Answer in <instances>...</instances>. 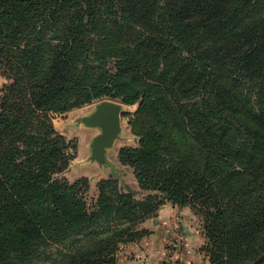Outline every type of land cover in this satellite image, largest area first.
<instances>
[{"label":"trees","instance_id":"1","mask_svg":"<svg viewBox=\"0 0 264 264\" xmlns=\"http://www.w3.org/2000/svg\"><path fill=\"white\" fill-rule=\"evenodd\" d=\"M0 72V264H117L166 203L205 217L211 264H264V0H0ZM105 99L139 104L119 158L161 200L59 178L54 116Z\"/></svg>","mask_w":264,"mask_h":264},{"label":"rangeland","instance_id":"2","mask_svg":"<svg viewBox=\"0 0 264 264\" xmlns=\"http://www.w3.org/2000/svg\"><path fill=\"white\" fill-rule=\"evenodd\" d=\"M11 81L3 76L0 72V104L1 98L3 96V89L6 85L10 84ZM120 103L123 106L122 111V133L120 139L115 143V148L110 150L108 154V160L106 165H117L115 174L122 181V189L126 191V187L132 183L134 177L132 168H122L123 165L120 162L119 151L122 147H138L140 139L132 133V128L130 126V120L133 118L129 113H135L139 109V104L128 106L122 102L121 99H105ZM103 101V100H101ZM101 101H95L92 104L86 105L80 109H74L65 114L55 115L54 125L59 133L64 135L66 139L71 142L72 149L70 152L74 155V160L71 161L69 169L59 176V178H67L71 183H75L82 179H87L89 188L84 190L85 197L89 203L90 207H93L98 198V183L102 179H106L107 175L110 173L107 168L99 167L97 162L91 161L92 148L91 144L93 139L101 133L98 128L87 127L79 119L90 115L95 110V106ZM112 167V166H111ZM88 176V178L86 177ZM119 181V180H118ZM120 182V181H119ZM126 186V187H125ZM129 190V189H128ZM138 199L147 200L150 195H153L161 200L162 195L159 192H140L138 191ZM173 210L180 213V216L175 217ZM161 211L162 219L165 221V228L163 231L159 228L160 236L165 244V248L178 252L181 254L183 247H185L186 242H192L196 244V251L198 253L199 264H211V256L207 252L206 248L210 241L207 236L206 219L202 214H199L196 209L191 206L180 207L173 203H166L161 206L158 211L151 214L148 218L144 219L142 222H138L132 230H137L141 233V236L134 241H128L122 243L117 252V264H119V259L121 253L124 251L127 244L141 243L144 241L155 242L158 239L152 235L151 228H155L156 225L153 222L155 219H159ZM149 221L150 225L148 227L143 226L145 222ZM123 227H129L128 222H123ZM158 234V233H157ZM87 236V234L85 235ZM96 235L89 233L88 237H84L81 241H74L72 245L75 249L79 246L87 244L91 240L95 239ZM61 248V247H60ZM56 252V249H52ZM60 257L58 256V262L43 258L34 264H65V262H60ZM180 260H169L165 261L163 264H185Z\"/></svg>","mask_w":264,"mask_h":264},{"label":"crops","instance_id":"3","mask_svg":"<svg viewBox=\"0 0 264 264\" xmlns=\"http://www.w3.org/2000/svg\"><path fill=\"white\" fill-rule=\"evenodd\" d=\"M129 106V105H128ZM131 113V112H130ZM116 143V142H115ZM115 146V144H114ZM112 147L107 150L106 154V161L104 164L107 163L108 160V154L110 150H112L115 147ZM93 162V161H92ZM121 162V161H120ZM99 164V163H98ZM98 165L99 167H104L105 165ZM122 164V162H121ZM112 166V167H111ZM122 168H131L127 165H120ZM107 170L110 171V173L107 175L106 179H116L120 181V184L122 185V181L119 177H117V174H115L116 169L118 168L117 165L115 167L113 165H106ZM133 170V169H132ZM134 173V171H132ZM88 178V176H86ZM133 181L129 185V187H126V191L128 189H132L134 191H140L139 184L136 180L135 174H133ZM105 179V178H104ZM173 214L175 217L180 216V213L173 210ZM156 225V227L152 230V237L155 236L158 240L155 242H149L144 241L141 243H130L127 244L124 251L121 253V257L119 259V264H163L165 261L171 260H180L181 262H184L185 264H199L198 262V253L196 251V244L192 242H186L185 247H183L181 254L178 252L170 251L165 248V244L162 240V236H160L159 228L163 231L165 228L164 224L165 221L162 219L161 211L159 219H155L153 221ZM150 225V222L147 221L143 224V226L148 227ZM158 233V234H157Z\"/></svg>","mask_w":264,"mask_h":264},{"label":"water","instance_id":"4","mask_svg":"<svg viewBox=\"0 0 264 264\" xmlns=\"http://www.w3.org/2000/svg\"><path fill=\"white\" fill-rule=\"evenodd\" d=\"M122 111L123 106L120 103L103 100L95 106L94 112L79 119V122L87 127L101 130V133L93 139L91 144V161L100 165L104 164L107 150L112 148L115 142L120 139Z\"/></svg>","mask_w":264,"mask_h":264}]
</instances>
